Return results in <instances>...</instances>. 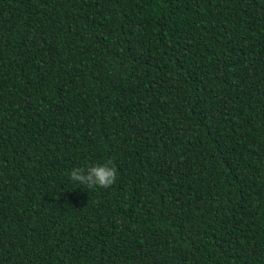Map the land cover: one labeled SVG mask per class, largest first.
<instances>
[{
	"label": "trees",
	"instance_id": "obj_1",
	"mask_svg": "<svg viewBox=\"0 0 264 264\" xmlns=\"http://www.w3.org/2000/svg\"><path fill=\"white\" fill-rule=\"evenodd\" d=\"M0 264H264V0H0Z\"/></svg>",
	"mask_w": 264,
	"mask_h": 264
},
{
	"label": "clouds",
	"instance_id": "obj_2",
	"mask_svg": "<svg viewBox=\"0 0 264 264\" xmlns=\"http://www.w3.org/2000/svg\"><path fill=\"white\" fill-rule=\"evenodd\" d=\"M118 169L111 160L88 166L73 167L69 180L85 189H109L116 184Z\"/></svg>",
	"mask_w": 264,
	"mask_h": 264
}]
</instances>
